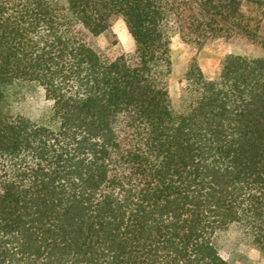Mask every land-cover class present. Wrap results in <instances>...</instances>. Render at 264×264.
I'll list each match as a JSON object with an SVG mask.
<instances>
[{"label":"trees","instance_id":"trees-1","mask_svg":"<svg viewBox=\"0 0 264 264\" xmlns=\"http://www.w3.org/2000/svg\"><path fill=\"white\" fill-rule=\"evenodd\" d=\"M264 0H0V264H230L232 223L264 251L263 55L194 61L171 45L258 38ZM121 18L133 50L93 45ZM43 88L38 119L4 111Z\"/></svg>","mask_w":264,"mask_h":264},{"label":"rangeland","instance_id":"rangeland-1","mask_svg":"<svg viewBox=\"0 0 264 264\" xmlns=\"http://www.w3.org/2000/svg\"><path fill=\"white\" fill-rule=\"evenodd\" d=\"M112 29L116 42L112 43L106 35L94 39L93 45L108 55L118 57L133 50L126 26L121 18L113 20ZM264 16L261 19L258 38L250 39L244 36L211 38L203 44L196 43L186 33L176 35L171 45L172 73L169 85L170 97L178 103L179 80L182 79L189 66L195 61L206 77H211L220 62L229 54L250 58L263 55ZM52 102L48 100L43 88L25 93L16 99H11L9 107L4 105V111L13 116L22 115L31 119H38L50 110ZM213 245L230 264H264V251H255L242 237V227L232 223L219 229L213 237Z\"/></svg>","mask_w":264,"mask_h":264}]
</instances>
